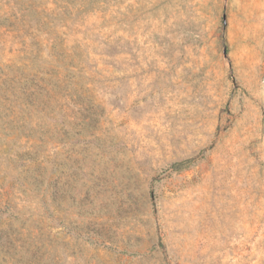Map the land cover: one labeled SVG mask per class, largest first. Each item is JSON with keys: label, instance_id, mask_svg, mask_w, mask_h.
Instances as JSON below:
<instances>
[{"label": "rangeland", "instance_id": "1", "mask_svg": "<svg viewBox=\"0 0 264 264\" xmlns=\"http://www.w3.org/2000/svg\"><path fill=\"white\" fill-rule=\"evenodd\" d=\"M0 264H264V0H0Z\"/></svg>", "mask_w": 264, "mask_h": 264}]
</instances>
